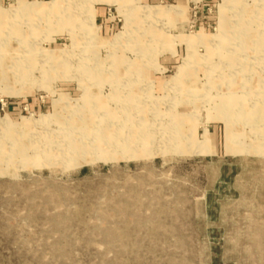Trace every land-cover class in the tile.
Masks as SVG:
<instances>
[{
  "label": "rangeland",
  "instance_id": "rangeland-1",
  "mask_svg": "<svg viewBox=\"0 0 264 264\" xmlns=\"http://www.w3.org/2000/svg\"><path fill=\"white\" fill-rule=\"evenodd\" d=\"M263 114L264 0H0V264H264Z\"/></svg>",
  "mask_w": 264,
  "mask_h": 264
},
{
  "label": "bare ground",
  "instance_id": "bare-ground-1",
  "mask_svg": "<svg viewBox=\"0 0 264 264\" xmlns=\"http://www.w3.org/2000/svg\"><path fill=\"white\" fill-rule=\"evenodd\" d=\"M23 3H24V1H23ZM52 5V3H46V2H42V3H39V5L37 4V6H35L34 7V5H31V7L33 8V10L35 9L36 11H39V12H42V13H45V12H47V9H44L45 8V6H51ZM238 5V4H237ZM27 6V5H26ZM239 12V11H238ZM4 17V16H3ZM242 17V16H241ZM10 19V18H9ZM73 19V18H72ZM9 23V22H8ZM243 27V26H242ZM12 28V27H11ZM18 28V27H17ZM20 28V27H19ZM15 29V28H14ZM238 30V29H237ZM247 33V32H246ZM228 34V33H227ZM252 35H254V34H252ZM230 36V35H229ZM24 37V36H23ZM255 36H252V38H254ZM259 37V36H258ZM246 40V39H245ZM202 43H204L205 44V40L204 39H201L200 40ZM217 41V40H216ZM31 47V46H30ZM246 47V46H245ZM249 49V48H248ZM247 49V50H248ZM5 53V52H4ZM46 58H47V60L49 61L50 59H51V56H50V54L49 55H46ZM5 60V59H4ZM58 60H60V62H67V60H69V57L67 56V55H64V54H62V53H60V57H59V59ZM7 63V62H6ZM5 63V64H6ZM6 66V65H5ZM60 67V66H59ZM7 68V67H6ZM62 68V67H61ZM89 69V68H88ZM5 71H6V69H5ZM5 73V72H4ZM4 75V74H3ZM118 75V74H117ZM46 78V77H45ZM112 78V77H111ZM91 97V96H90ZM89 97V98H90ZM86 98V97H85ZM98 106V105H97ZM87 110V109H86ZM88 111V110H87ZM90 113V112H89ZM258 113V112H257ZM83 114V113H82ZM256 114V113H255ZM264 115V114H263ZM84 116V115H83ZM87 117V116H86ZM94 119V118H93ZM83 128V127H82ZM108 128V127H107ZM106 128V129H107ZM81 129V128H80ZM105 129V130H106ZM109 129V128H108ZM79 130V129H78ZM94 130V129H93ZM138 130V129H137ZM71 132H72V130H70ZM76 132V131H75ZM99 133V132H98ZM73 134V133H72ZM72 134H70L69 136V138H71V140L70 141H68L67 142V144H65V148H66V152H70V153H72V151H75V150H77L78 151V147H79V145L80 144H78V142H81V140H82V137H81V139L80 138H76L74 135H72ZM92 134V133H91ZM105 139V138H104ZM141 139V138H140ZM143 140V139H142ZM145 142H147V141H145ZM102 143V142H101ZM104 143V142H103ZM167 143V142H166ZM103 145V144H102ZM14 147H16V146H14ZM106 155V154H105ZM81 158V157H80Z\"/></svg>",
  "mask_w": 264,
  "mask_h": 264
}]
</instances>
